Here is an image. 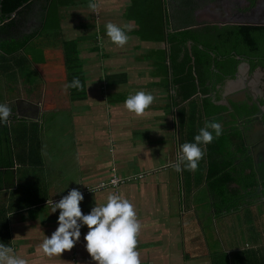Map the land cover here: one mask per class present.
<instances>
[{"label": "crops", "instance_id": "obj_1", "mask_svg": "<svg viewBox=\"0 0 264 264\" xmlns=\"http://www.w3.org/2000/svg\"><path fill=\"white\" fill-rule=\"evenodd\" d=\"M134 1L67 0L63 7L49 9L50 26L37 7L31 15L14 18V37H35L14 55L0 52V103L20 110L10 128L14 186L0 192V244L11 247L26 264H96L85 247L86 226L71 250L51 256L43 252L44 239L58 227L59 210L52 213L50 202L73 188L85 192L116 175L132 181L117 191L86 192L80 207L88 214L109 195L127 199L141 225L140 264H245L248 254L259 258L264 254L263 190L257 192V184L246 186L251 169L245 166L251 161L253 170L255 164L264 167V120L263 125L246 121L240 110L257 105L264 110V70L239 56L237 77L233 73L220 82L213 76L202 81L205 89L199 87L195 72L180 69L183 55L177 56L176 44L168 41L178 29L170 0H165L168 27L164 20L140 24L141 7L131 17ZM226 1L213 0L199 9L195 15L200 24L194 28L203 26L204 17L220 27L261 25L256 20L264 17V4ZM90 2L97 5L94 10ZM108 23L125 30V45L110 41ZM187 47L191 52V44ZM188 73L195 86L184 79ZM73 78L79 79V88L66 87ZM190 88L192 95L184 98L183 90ZM137 91L154 97L140 115L124 106ZM192 119L196 135L210 121L220 124L221 134L217 137L213 131V141L200 145L204 155L195 171L183 165L177 171L180 147L192 137ZM35 129L41 165H36L37 157L30 162L28 148L21 149V131ZM233 132L245 136L240 143L245 154L232 146L227 155H213L210 146L220 147ZM226 160L232 164L220 170ZM227 174L231 180L219 195L213 184ZM240 232L255 239L235 246Z\"/></svg>", "mask_w": 264, "mask_h": 264}, {"label": "trees", "instance_id": "obj_2", "mask_svg": "<svg viewBox=\"0 0 264 264\" xmlns=\"http://www.w3.org/2000/svg\"><path fill=\"white\" fill-rule=\"evenodd\" d=\"M75 1V0H73ZM85 2V0H81ZM258 0H251L252 6ZM67 0H0V52L6 55H14L23 50L26 45L35 37V35H25L24 37H14V24L15 19L13 15L15 12L25 7L23 13L29 15L33 13L34 7L39 10V16L45 20L47 26L51 22V17L48 12L50 8H61ZM172 5V20L175 28L174 32L168 35V41L175 45V53L183 55L182 70H190L196 73L199 80V87L204 89V80L216 76L220 82L226 77L235 73L238 66H236V58L239 56L247 55L264 56V50L261 51V45L264 48V26L255 25H240L232 26L226 25L223 27L211 25L207 22L201 23L203 26L194 28L200 24L196 18L195 13L206 6L209 0H170ZM141 7V19H137L140 24H148L156 20H164L165 27L170 24L168 8L169 4L165 0H135L133 9H131V17L133 13H138L135 9ZM35 12V11H34ZM22 14V13H21ZM50 26V25H49ZM191 44V52L187 47ZM0 53V56H1ZM3 56V55H2ZM254 60V59H250ZM193 61V65H192ZM257 66V64L253 61ZM192 73H188L185 80L195 86V78ZM202 90V88H201ZM193 89L189 91L183 90L184 98L192 95ZM246 108L247 117L250 107ZM191 136L190 142H194L195 128L194 120L191 121ZM190 135V134H189ZM225 138V137H224ZM21 139L23 141V151H29L28 159L30 162L34 161L37 157L36 165L42 164L41 155L39 154V137L37 129L34 131H21ZM242 136L236 132L229 133L222 145L218 148L210 146V150L214 152L213 155L219 156L222 154L230 153V148L235 146L238 148L239 153L245 154V145L241 146ZM37 154V156L35 155ZM211 153L208 157L213 156ZM223 157V156H221ZM232 164L231 160H226L221 166V169H226ZM15 156L11 139V130L8 126H0V192L12 190L14 186ZM245 169H251L250 174L246 176V186L253 188L257 184V172L253 170V162H248ZM220 175V174H218ZM217 174L213 175L218 176ZM264 178V176H263ZM231 180V176L227 174L218 177L213 184V191L219 195L226 192L224 185ZM236 194L231 197L233 199ZM230 197L226 200L231 201ZM228 201V202H229ZM257 254V253H256ZM261 257L255 258L251 254L244 257L245 264H254L255 260L259 264H264V254L261 252Z\"/></svg>", "mask_w": 264, "mask_h": 264}, {"label": "clouds", "instance_id": "obj_3", "mask_svg": "<svg viewBox=\"0 0 264 264\" xmlns=\"http://www.w3.org/2000/svg\"><path fill=\"white\" fill-rule=\"evenodd\" d=\"M89 7L94 10L97 5L90 2ZM105 29L111 42L118 46L126 44L128 36L124 29L112 23H108ZM66 87L79 88V79L73 78ZM153 101L154 97L150 93L137 91L125 99L124 106L128 111L140 115ZM10 115V107L0 103V125L8 123ZM213 131L218 137L221 134V126L215 121H210L195 135L194 142H185L181 145L175 165L177 171L181 170V165L187 170L197 169L204 155L200 145H207L213 141ZM91 191L94 193V190ZM83 199V194L73 188L58 202L52 201L54 205L52 213L59 210L58 227L50 237L46 236L44 239L41 245L43 252L51 256L71 250L80 240L81 228L86 226L88 231L84 235L85 247L96 264H140L137 236L141 225L133 205L127 199L113 194L107 197L106 203L102 205L95 203L90 212L84 214L80 207ZM0 264L26 262L13 254L11 247L0 244Z\"/></svg>", "mask_w": 264, "mask_h": 264}, {"label": "flooded vegetation", "instance_id": "obj_4", "mask_svg": "<svg viewBox=\"0 0 264 264\" xmlns=\"http://www.w3.org/2000/svg\"><path fill=\"white\" fill-rule=\"evenodd\" d=\"M213 0H209V3H208V5H211L213 2H212ZM222 1V0H221ZM223 1H225V3H227V1L226 0H223ZM233 1H235V2H237L238 0H233ZM247 1V4L249 5V6H251V7H257L258 5H260V4H264V0H258V1H256V4L254 5V6H252V3H251V0H246ZM219 2V1H218ZM221 4H222V2H221ZM207 5V6H208ZM213 6V5H212ZM206 7V6H205ZM202 9V8H201ZM200 9V10H201ZM35 13V12H34ZM32 14V13H31ZM31 14H29V15H31ZM29 17H27L26 18V20L28 19ZM29 21H27L26 23H28ZM256 23H259V24H261V25H258V24H256L255 26H264V17L263 16H261V20H256ZM254 25V24H253ZM263 45H261V47H262ZM264 50V48H261V51H263ZM242 59H244V60H250V59H254V62L257 64V68H261L262 70H264V56H253V57H248L247 55H243V56H240ZM11 109V115H10V117H9V122L8 123H6V124H3V125H6V126H8L9 128H11V125H12V122H14V121H16L15 120V117L16 116H14L13 114L14 113H12V112H14L13 110H12V108H10ZM250 111H249V114H248V118H247V120L246 121H250L251 119H252V117H254V115L257 113V110L258 109H255L253 106L252 107H250ZM263 114H264V110H263ZM261 120H262V122H257V123H259V124H262L263 125V120H264V115H262L261 116ZM252 122H256V121H253V120H251ZM3 125H0V126H3ZM8 128V129H9ZM262 143H264V142H262ZM256 172H257V185H256V187L255 188H257L256 190H257V192H260V191H262L263 190V193L261 194V196L259 197L260 199H261V201L263 202V205H264V185H263V182H264V178H263V176H264V167L263 166H256Z\"/></svg>", "mask_w": 264, "mask_h": 264}, {"label": "built area", "instance_id": "obj_5", "mask_svg": "<svg viewBox=\"0 0 264 264\" xmlns=\"http://www.w3.org/2000/svg\"><path fill=\"white\" fill-rule=\"evenodd\" d=\"M144 175H138V178H142ZM132 179L131 177H118L116 175H113L112 177H110L107 181L101 182L99 185L95 186L94 188H91V190H94V193L99 192V191H103L106 189H112L117 191L122 185H124L125 183L131 182ZM103 185V188H100L99 186ZM91 190H87L85 192H81L82 194L87 193H93ZM60 199H56L53 202H58ZM51 205H53L52 201L50 202Z\"/></svg>", "mask_w": 264, "mask_h": 264}, {"label": "water", "instance_id": "obj_6", "mask_svg": "<svg viewBox=\"0 0 264 264\" xmlns=\"http://www.w3.org/2000/svg\"><path fill=\"white\" fill-rule=\"evenodd\" d=\"M25 9H26L25 7H22V8H20V9H18V10L15 12V14L13 15V18H18V17L20 16V14L23 13V10H25ZM240 71H241V66L239 65V66L237 67L235 73H234L236 77L238 76V74L240 73ZM17 103H18V105L21 104V103H22V104H30V103H27L26 101H18ZM254 103L257 105V101H254ZM257 108H258L257 113L254 115V117H252L251 120L256 121V122H258V121H259V122H262V120H261V116L263 115V109H262L261 106H259V105H257ZM12 113H14L13 115L17 117V115L20 114V110H17V111L12 112ZM240 114H241L242 118H244V119L248 118V117H247V113H246V108H241V110H240ZM14 122H15V121H14ZM14 122H12V123H14ZM8 128H9V127H8ZM243 139H244V141H245V136H244V135H243L242 140H243ZM253 151H254V149H251L249 152L253 153ZM255 163H256V162H255ZM255 169H256V164H255Z\"/></svg>", "mask_w": 264, "mask_h": 264}, {"label": "rangeland", "instance_id": "obj_7", "mask_svg": "<svg viewBox=\"0 0 264 264\" xmlns=\"http://www.w3.org/2000/svg\"><path fill=\"white\" fill-rule=\"evenodd\" d=\"M209 3V2H208ZM222 5V4H221ZM202 11V10H201ZM201 16V15H200ZM202 17V16H201ZM200 17V18H201ZM203 18V17H202ZM201 22H207L206 18L204 17ZM240 236V237H239ZM239 236L235 237V246H245V244H251L253 239H255V236L252 233H245V232H240ZM264 242V240H263Z\"/></svg>", "mask_w": 264, "mask_h": 264}]
</instances>
